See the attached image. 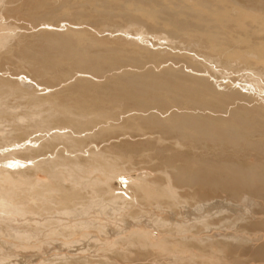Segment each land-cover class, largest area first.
Returning a JSON list of instances; mask_svg holds the SVG:
<instances>
[{
    "label": "rangeland",
    "instance_id": "rangeland-1",
    "mask_svg": "<svg viewBox=\"0 0 264 264\" xmlns=\"http://www.w3.org/2000/svg\"><path fill=\"white\" fill-rule=\"evenodd\" d=\"M238 1L264 13V0ZM21 2V10L14 14L17 24L23 25L18 29V37L23 39L19 43L18 39L12 41L16 47L13 45L11 51L1 49L0 78L17 80L30 90L44 92L42 95L48 94L50 101L56 103L58 100L73 114L85 110L104 111L112 116L98 118L102 125L93 128L80 144L85 178L96 170L113 173L121 168L128 172L126 177L148 174L163 186L167 183L165 174L169 173L181 203L193 206L216 199L233 204L237 212L236 219L215 223L208 231L195 232L190 228L174 232L167 231L170 225L185 222L180 203L169 207L164 195L154 199L140 193L136 194V201L115 197L106 203L115 208L116 214L107 208V216L141 213V223L125 234L138 229L150 234L152 231L155 243L163 244L166 239L173 242L163 256L157 255V249H150L149 253L137 250L128 256L129 260L119 258L116 264H264V103L260 99L263 92L255 85V80H260L264 89V75L256 73L264 68L238 62L233 63L231 70L216 63L215 45L208 34L227 38L230 24H219L206 15L211 21H200L197 10L189 8L180 14V8L191 6L192 0L17 3ZM152 11L154 15H148ZM5 104L8 107L0 109V120L13 121L5 129L12 130L10 137L14 140L20 131L17 116L34 107L26 95L11 92ZM91 104L92 109L88 106ZM28 114L33 117L32 111ZM170 117L176 119L169 120ZM211 121L214 130H218L214 136L196 134L195 128ZM222 121L238 127L217 129V123ZM7 147L0 142V175L5 171L2 164L11 162ZM75 148L79 150V146ZM113 158L119 163L116 167L112 165ZM11 168L13 164L7 169ZM246 174H252L254 181H247ZM37 176L44 178L41 173ZM63 183L67 186V181ZM116 185L119 189L115 188V192L123 193L125 186L120 178ZM6 186L10 185L0 183V190L10 192ZM130 192L125 190L126 195ZM89 196L93 201L102 200L99 195ZM36 199L25 201L24 205L33 203L34 217H40L38 232L47 233L52 222L50 214L36 206ZM101 206L104 202L95 205L89 216H100L96 210ZM158 217L164 220L155 226ZM56 218L71 221L62 214ZM82 235L75 234V240L81 242ZM183 238L194 244L187 239L178 241ZM223 238L232 248L215 256L216 251L210 248ZM45 239L44 251H29L27 258L22 256L24 252L19 253L17 264H48L58 255L82 256L80 249L69 251L58 243L54 245L60 249L52 248ZM105 240L107 237H102L101 243L91 246L89 259L104 257L108 247ZM184 247L187 254L181 255L179 251ZM208 254L213 258L209 259Z\"/></svg>",
    "mask_w": 264,
    "mask_h": 264
},
{
    "label": "bare ground",
    "instance_id": "bare-ground-1",
    "mask_svg": "<svg viewBox=\"0 0 264 264\" xmlns=\"http://www.w3.org/2000/svg\"><path fill=\"white\" fill-rule=\"evenodd\" d=\"M37 1L42 3L47 0ZM179 1L185 3L186 0ZM17 2L18 0H0V51L1 49L6 50V48L11 51L13 45L16 47L15 44L12 45V41L18 39L19 43L23 39V36L18 37V29L23 25L17 24L18 17H15L14 12L18 13L24 2ZM185 7L186 5H183L180 8V14H184L185 9L189 8L193 12L197 10V18L200 21L207 23L211 21L207 17L212 16V19L219 24H230V35L227 38H222L220 34H208L212 39V45H215L213 49L217 53L215 61L218 65L232 70L235 67L234 64L239 62L246 63L248 66L264 68V13L238 0H192V5ZM141 12L146 14L144 11ZM150 14L154 15L153 11L148 12V15ZM256 73L264 75V71ZM67 78H69L68 75ZM255 85L256 89L263 92L264 95L260 80L256 79ZM9 92L14 95L20 93L24 97L26 95L34 108L29 110L32 111L33 117L29 116V111L17 116L19 120L16 123L20 125V131L14 140L10 137L13 134L12 130L5 129L13 121L10 122L7 118L0 120V142L8 145L6 153L11 159L8 164L1 165L5 171L3 175H0V183L9 184L10 186H6V188L10 192L0 190V263L4 261L6 264H17L19 253L26 252V254L22 253V256L27 258L30 254L29 251H44V246L47 245L45 238L51 244L48 246L52 248L60 249L59 245H54L58 243L69 251L80 249L79 253L82 254L78 257L58 255L50 259L48 264H91L93 262L116 264L119 258L129 260L128 256L137 250H147L149 253L150 249L153 251L157 249L160 252V254L157 253L159 256H163L164 251L171 250L170 245L173 242L166 239L163 244L155 243L151 236L152 231L150 234L148 231L138 229L132 234H125L130 232L132 226L141 223V213L137 215L122 214V216L116 217L107 216L105 213L107 208L112 212V215L116 214L115 208L106 203L115 197L117 199L127 197L130 201H136V194L140 193L144 196H154V199L156 196L164 195L167 197L169 207L180 203L183 205L180 207L181 218L185 219V222L184 224L181 222L172 223L173 226L170 225L167 231L183 232L190 228L195 232L208 231L213 228L211 226L215 223L226 222L230 218L236 219L237 212L233 204L226 201L220 202L215 199L210 202H197L193 206L181 203L176 196L172 176L169 173L165 174L167 183L163 186L152 181L148 174L126 177L125 174L128 172L121 168L113 173L96 170L94 175L85 178L83 158H80L83 150L80 144L93 132V128L102 125L97 121L98 118H111L112 116L104 111L87 113L81 109H79L81 110L80 114H73L68 109L69 107H61L58 100L57 103L50 101L48 94L45 96L42 95L44 92L30 90L25 83H20L17 80L13 82L2 78H0V97H3L0 98L2 101L0 109L8 107L5 101H7ZM263 95L260 96L262 103H264ZM46 99L49 100L45 102ZM88 106L92 109V104ZM93 111L95 112V109ZM172 119L176 118L170 117L169 120ZM214 125L211 121L202 128H195L194 131L196 134L206 133L208 136H214L218 131L214 130ZM232 127L237 129L238 126H232L229 122L223 121L220 125L217 123V129L230 130ZM235 138L233 135L232 141H235ZM72 145L79 146V150ZM111 162L113 167L119 165L114 158ZM10 164H13V168L7 169ZM39 173L44 176L43 179L37 176ZM246 176L247 181L254 177L252 174H246ZM119 178L125 186L124 190L120 187L123 193L115 192V188L119 189L116 185ZM63 181H67V186ZM128 189L131 192L126 195L125 190ZM89 194L99 195L102 200L93 201ZM34 195L38 198L36 199ZM49 197H52L53 201ZM32 199L38 200L40 204L36 203V206L50 214L49 220L52 222L47 233L38 232L40 217H34L36 212L31 206L33 203H28V207L24 205L25 201L28 202ZM99 202H104V206L96 210L100 216L97 214L89 216ZM29 214H31L30 217ZM57 214L70 217L71 221L59 220L56 218ZM78 218L80 219L75 221ZM161 220L164 219L160 217L155 224H152L156 226L158 223L160 226ZM166 226L169 227L167 224ZM77 233L83 234L81 242L75 240L74 236ZM124 234L127 236L124 237ZM32 237H35V240L32 241ZM102 237H107L103 243L108 246L104 257L96 261L89 259L88 254L91 252V246L96 247ZM186 239L176 240L182 243ZM187 240L191 245L194 244L193 240ZM227 248H232V244L223 238L217 240L216 245L210 249L216 251V256L217 254L222 255V250H227ZM210 249L208 250L211 251ZM187 251V248L184 247L179 253L185 255ZM208 257L209 259L213 258L209 254ZM213 263L216 262L213 260Z\"/></svg>",
    "mask_w": 264,
    "mask_h": 264
}]
</instances>
